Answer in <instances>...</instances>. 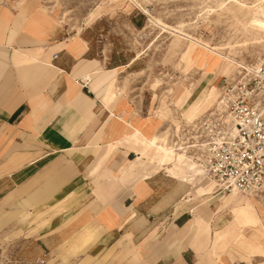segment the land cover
<instances>
[{
	"label": "crops",
	"instance_id": "obj_1",
	"mask_svg": "<svg viewBox=\"0 0 264 264\" xmlns=\"http://www.w3.org/2000/svg\"><path fill=\"white\" fill-rule=\"evenodd\" d=\"M135 61L71 36L36 3L0 0V212L9 225L28 223L21 259L66 244L62 255L85 264L133 243L146 264H226L213 255L226 228L212 227L225 193L208 186L201 200L186 198L189 183L161 163L169 122L129 87Z\"/></svg>",
	"mask_w": 264,
	"mask_h": 264
},
{
	"label": "rangeland",
	"instance_id": "obj_2",
	"mask_svg": "<svg viewBox=\"0 0 264 264\" xmlns=\"http://www.w3.org/2000/svg\"><path fill=\"white\" fill-rule=\"evenodd\" d=\"M30 2L59 16L70 27L71 36L78 34L94 42L107 57L113 54L120 62L136 60L128 68L130 72L125 71L129 87H140L146 94L145 102L152 110L158 105L157 110L169 122L158 144L163 150L172 148L176 155L166 159L159 150L161 163L171 167L168 171L172 175L177 172L184 183H189L186 198L201 200L209 185L194 175L190 157L204 170L206 151L199 145L200 126L215 108L226 109V103L217 102L223 99L225 79H242L264 60V30L252 24L254 17H261L264 0H22ZM197 68L210 74H202ZM213 88L215 94L211 96ZM178 154L184 155L180 162ZM148 160L158 167L156 159ZM228 195L225 193L215 205ZM246 196L252 199L253 207L246 202L228 206L212 222L214 229L226 228L228 239L221 241L213 254L227 258L226 264H264V187L237 198L246 200ZM26 215L20 220L25 221L29 213ZM250 223L259 228L247 226ZM27 226L25 222L9 225L0 212V264L80 262L77 257L62 255L69 250L66 244L53 256L21 259L17 251ZM197 239L207 249L206 240ZM88 246L86 243L82 251ZM112 250L85 264H146L133 252L138 250L133 243L115 245Z\"/></svg>",
	"mask_w": 264,
	"mask_h": 264
},
{
	"label": "built area",
	"instance_id": "obj_3",
	"mask_svg": "<svg viewBox=\"0 0 264 264\" xmlns=\"http://www.w3.org/2000/svg\"><path fill=\"white\" fill-rule=\"evenodd\" d=\"M222 90L226 109L200 126L204 173L219 192L256 193L264 187V60L242 79H225Z\"/></svg>",
	"mask_w": 264,
	"mask_h": 264
},
{
	"label": "bare ground",
	"instance_id": "obj_4",
	"mask_svg": "<svg viewBox=\"0 0 264 264\" xmlns=\"http://www.w3.org/2000/svg\"><path fill=\"white\" fill-rule=\"evenodd\" d=\"M245 4V3H244ZM261 17H254L252 19V24L254 26H257L258 28L264 30V9L263 11L261 12L260 14ZM215 89L213 88V90H211L210 92V95L213 96L215 94ZM219 100V101H218ZM217 102L220 104V105H223L225 104V100L224 99H218ZM204 101V100H203ZM199 103H197L195 109L199 110ZM197 110V111H198ZM197 111H195L194 113H196ZM163 147H160V151L162 152L163 151V156H165V158H170L171 156H175L176 153H174V150L172 148H164V150L162 149ZM184 157V155H179L178 156V161L180 162V159ZM190 169L192 171H194V175L195 176H199V180L200 181H204V184L205 185H209L211 188L208 190V193H211L212 195L215 193V191L218 190V186L216 184V182L210 178L209 176H207L205 173H204V170L202 167H199L197 166L195 163L190 167ZM203 183V182H202ZM216 186H214V185ZM212 190V191H211ZM227 194H229L228 196H226V198L224 199L225 201H221L220 203V206H231V205H243L244 202H246V204L248 205V207H253V201L252 199L250 198V196H246V200L244 199H241V198H237L238 195H250V194H243L241 192H238L236 190H232L231 192H227ZM253 194V193H251ZM223 199V198H221ZM220 199V200H221ZM216 203V202H215ZM216 206V205H215ZM259 215V214H258Z\"/></svg>",
	"mask_w": 264,
	"mask_h": 264
}]
</instances>
